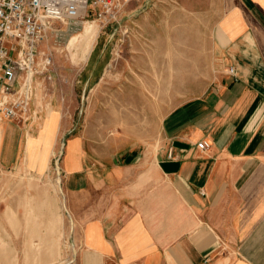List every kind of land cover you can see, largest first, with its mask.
I'll list each match as a JSON object with an SVG mask.
<instances>
[{
	"label": "crops",
	"instance_id": "obj_1",
	"mask_svg": "<svg viewBox=\"0 0 264 264\" xmlns=\"http://www.w3.org/2000/svg\"><path fill=\"white\" fill-rule=\"evenodd\" d=\"M218 22L212 52L222 74L165 114L151 155L132 147L92 166L83 136L67 140L80 264H264V0H223ZM1 123V166L45 171L56 123L49 140L50 121L30 136L26 123Z\"/></svg>",
	"mask_w": 264,
	"mask_h": 264
},
{
	"label": "rangeland",
	"instance_id": "obj_2",
	"mask_svg": "<svg viewBox=\"0 0 264 264\" xmlns=\"http://www.w3.org/2000/svg\"><path fill=\"white\" fill-rule=\"evenodd\" d=\"M222 11L223 0H129L116 21L90 14L52 22L44 46L54 78L38 84L37 116L25 123L30 136L50 121L47 140L56 123L58 143L41 174L0 164V264H80L83 240L63 180L67 140L83 136L92 166L132 147L151 155L165 114L223 72L212 52ZM89 23L98 34L86 48ZM3 136L0 128V146Z\"/></svg>",
	"mask_w": 264,
	"mask_h": 264
},
{
	"label": "built area",
	"instance_id": "obj_3",
	"mask_svg": "<svg viewBox=\"0 0 264 264\" xmlns=\"http://www.w3.org/2000/svg\"><path fill=\"white\" fill-rule=\"evenodd\" d=\"M128 1L0 0V121L25 123L37 116L32 106L38 84L54 78L53 57L44 46L53 21H73L90 14L116 21ZM228 70L234 76L238 71L233 66ZM208 146L205 140L198 142L202 150ZM59 159L55 157L57 164Z\"/></svg>",
	"mask_w": 264,
	"mask_h": 264
},
{
	"label": "bare ground",
	"instance_id": "obj_4",
	"mask_svg": "<svg viewBox=\"0 0 264 264\" xmlns=\"http://www.w3.org/2000/svg\"><path fill=\"white\" fill-rule=\"evenodd\" d=\"M94 25L91 24V23L87 24L84 27L83 32L81 33L83 39L85 40V45H86L85 47L86 48H90L91 47V45L93 44V41L95 40L96 34H98Z\"/></svg>",
	"mask_w": 264,
	"mask_h": 264
}]
</instances>
